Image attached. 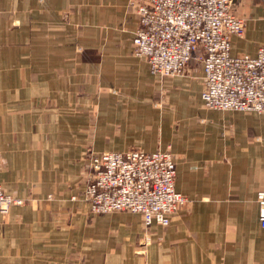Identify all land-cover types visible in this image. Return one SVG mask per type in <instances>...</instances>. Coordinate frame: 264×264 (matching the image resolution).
Returning a JSON list of instances; mask_svg holds the SVG:
<instances>
[{"label": "crops", "instance_id": "crops-1", "mask_svg": "<svg viewBox=\"0 0 264 264\" xmlns=\"http://www.w3.org/2000/svg\"><path fill=\"white\" fill-rule=\"evenodd\" d=\"M232 55L264 45L260 0ZM128 0H0V264H264V112L203 106L202 71L159 77L132 53ZM170 150L188 201L166 226L91 214L88 153Z\"/></svg>", "mask_w": 264, "mask_h": 264}, {"label": "built area", "instance_id": "built-area-1", "mask_svg": "<svg viewBox=\"0 0 264 264\" xmlns=\"http://www.w3.org/2000/svg\"><path fill=\"white\" fill-rule=\"evenodd\" d=\"M128 7L139 23L134 54L146 60L152 73L180 75L193 60L202 71L204 107L264 112V45L254 55L230 53L231 37L241 35L245 25L233 13L232 0H128ZM88 167L83 197L91 214L139 213L144 228L153 222L166 226L188 201L175 189L170 150L89 151ZM256 199L264 228V192H257ZM21 201L0 182V214Z\"/></svg>", "mask_w": 264, "mask_h": 264}, {"label": "rangeland", "instance_id": "rangeland-1", "mask_svg": "<svg viewBox=\"0 0 264 264\" xmlns=\"http://www.w3.org/2000/svg\"><path fill=\"white\" fill-rule=\"evenodd\" d=\"M135 12V11H134ZM136 14V13H135ZM138 25H139V23H138ZM137 28H138V26H137ZM136 28V29H137ZM136 31V30H135ZM135 34V33H134ZM133 37H134V35H133ZM132 48H133V38H132ZM132 53L134 54V49L132 50ZM135 55V54H134ZM135 56H137V55H135ZM137 57H140V56H137ZM140 58H143V57H140ZM146 61V60H145ZM193 60H191L187 65H186V67H185V71L182 73V74H184L186 71H187V69H188V67L190 68V66L192 67V65H193ZM149 67V66H148ZM150 70V69H149ZM151 72V71H150ZM152 73V72H151ZM154 74V73H153ZM156 75V74H155ZM181 75V74H180ZM173 76H176V75H173ZM159 77H161V76H159ZM164 77H166V76H164ZM85 190V189H84ZM84 192V191H83ZM8 194V193H7ZM10 195V194H9ZM12 196V195H11ZM13 197V196H12ZM14 198H17V197H14ZM22 200V199H21ZM23 202V200L21 201V203Z\"/></svg>", "mask_w": 264, "mask_h": 264}]
</instances>
